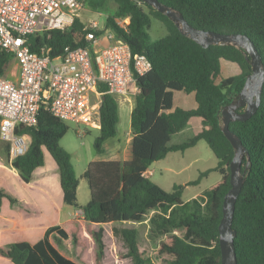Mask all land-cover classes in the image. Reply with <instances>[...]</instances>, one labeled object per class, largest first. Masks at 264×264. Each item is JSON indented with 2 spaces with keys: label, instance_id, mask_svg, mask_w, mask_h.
Wrapping results in <instances>:
<instances>
[{
  "label": "trees",
  "instance_id": "16d2710c",
  "mask_svg": "<svg viewBox=\"0 0 264 264\" xmlns=\"http://www.w3.org/2000/svg\"><path fill=\"white\" fill-rule=\"evenodd\" d=\"M111 1L114 11L105 19L104 28L126 42L132 56L144 55L152 68L144 76H136L137 91L130 114L131 159L123 163L92 162L83 173L90 199L82 207L77 204L78 178L71 157L59 142L68 131L67 125L41 109L34 126L15 128L16 135H26L29 143L26 152L13 159L11 167L19 179L29 184L33 173L45 165L47 154L58 175L63 204L81 211L82 218L71 220L60 227H51L46 235L34 244L26 241L0 247V258L10 264H78L62 256L58 249L70 239L81 245L78 223L99 226L90 231L95 242L94 264L104 257L102 226L112 224V232L126 247L124 258L131 264H148L161 260L166 264H220L218 225L222 217V202L230 188L229 164L234 152L220 128L218 112L228 106L240 92L251 69L244 53L229 45H212L207 48L182 35L164 15L140 0H85L92 9H104ZM180 12L195 29L238 33L247 36L261 56L264 67V0H158ZM160 21L166 34L152 39L149 30L152 20ZM117 20L122 22L119 25ZM85 23L74 18L64 30H51L29 38L32 52L49 49V55L62 54L71 49L89 46ZM96 36L102 31H95ZM11 58L0 53V76H4ZM238 66L239 74L220 78L221 62ZM102 93L100 128L94 139L96 155L103 152V144L115 137L119 124L118 102L104 85ZM194 94L195 108L185 110L173 106L174 93ZM201 120L199 132L179 144H170L171 137L183 131L191 118ZM229 130L247 150L248 160L242 159L241 170L248 163L245 180L237 197L232 221L235 231L234 250L237 264H264V82L260 104L246 121H234ZM198 141L206 143L215 158V168L201 172L197 185L210 172L221 175V180L187 203H182V186L164 191L144 174L155 162L171 152H184ZM8 146H6V156ZM3 198L15 204L16 200L0 189V206ZM148 222V240L156 242L149 256L137 242V229L133 223ZM132 225V226H131ZM129 226V228H127ZM67 229V230H66ZM57 249L49 240L50 235ZM149 240V241H150Z\"/></svg>",
  "mask_w": 264,
  "mask_h": 264
},
{
  "label": "built area",
  "instance_id": "2783aa9c",
  "mask_svg": "<svg viewBox=\"0 0 264 264\" xmlns=\"http://www.w3.org/2000/svg\"><path fill=\"white\" fill-rule=\"evenodd\" d=\"M84 5L85 0H0V53L16 61L19 70L16 80L0 76V139L8 144L10 161L23 155L29 143L15 128L34 126L41 109L64 123L97 130L102 99L98 86L104 85L116 99L129 100L137 91L135 77L152 68L146 56L133 57L129 45L110 31L109 44L96 48L103 34H94L99 26L92 20L85 26L89 46L65 47L56 57L43 47L31 51L30 37L68 29Z\"/></svg>",
  "mask_w": 264,
  "mask_h": 264
},
{
  "label": "rangeland",
  "instance_id": "374dc122",
  "mask_svg": "<svg viewBox=\"0 0 264 264\" xmlns=\"http://www.w3.org/2000/svg\"><path fill=\"white\" fill-rule=\"evenodd\" d=\"M104 9H92L85 3L83 10L80 12L79 17L87 26L89 20L95 21L98 24L99 31L103 32V35L99 37V40L95 44L96 48H102L105 44H109V40L106 37V33L109 30L104 28L105 19L108 15H111L114 11V5L109 1ZM149 34L152 39H158L166 34L164 25L153 19ZM108 42H107V41ZM14 70L17 71L18 67L16 61H12L6 70V75ZM239 73L237 65L222 61L221 62V74L219 79L235 76ZM130 106L134 105V96L130 97ZM117 102L120 99L117 98ZM173 106L190 110L195 108V102L193 94H185L182 92L174 93ZM221 120V119H220ZM200 119L197 117L191 118L186 129L172 137L170 144H179L186 142L194 137L199 132ZM68 127L67 133L60 140L59 145L62 147L71 157V163L76 173V177L79 180L78 192H77V204L79 207L84 206L90 199L89 189L86 179L83 177L84 171L88 165L97 158L94 150V139L98 136V130L87 128L81 124L76 125L74 123L65 122ZM130 130V115L128 120L122 118V121L117 127L116 137L110 139V141H124L127 137V131ZM111 141V142H112ZM6 144L0 140V158L4 160L6 158ZM217 165V159L208 148L205 142L198 141L192 148L185 150L184 152H171L160 161L153 163L148 169L152 171L148 178L156 183L164 191L170 192L173 186H182V203H187L195 198L200 193L211 188L214 184L221 180V175L218 172L212 171L206 177L202 178L197 185H187L190 182L196 181L201 172L215 168ZM67 208L63 211L62 219L70 218V214L78 211L70 206L65 205ZM81 214L78 213L77 216ZM132 226V225H131ZM135 226V225H134ZM149 223L136 225L137 229V242L146 256H149L152 250L156 246V242L148 240L146 236V229H148ZM129 228V226H127ZM88 230L97 231L98 227H93L89 223L81 222L79 226V234L81 236V247H77L71 243L66 242L64 250L60 252L72 259L81 258L82 264H92L95 259L96 245L90 236L86 232ZM81 231V232H80ZM102 241L105 245L104 257L100 264H131L130 258H124V252L126 247L124 242L119 236L113 234L111 226H103ZM53 243V240L51 239ZM54 244V243H53ZM81 248V249H78ZM80 250V253L79 251ZM118 258V259H117ZM148 264H166L161 260H151Z\"/></svg>",
  "mask_w": 264,
  "mask_h": 264
},
{
  "label": "crops",
  "instance_id": "0c3cea01",
  "mask_svg": "<svg viewBox=\"0 0 264 264\" xmlns=\"http://www.w3.org/2000/svg\"><path fill=\"white\" fill-rule=\"evenodd\" d=\"M12 61L14 60H11L10 64ZM18 72L19 70L17 71L12 70L8 75H6L5 72L3 77H6L10 80H16L18 77ZM193 98H194V94H193ZM130 103H131L130 98L129 100L120 99V102H118L119 124L117 127H119L122 118H124L125 121L126 119L128 120V116L131 114V111L134 107V105L130 106ZM198 126L199 128L201 127V120ZM126 136L127 137H125L124 141L122 142L119 140L118 141L111 140L112 141L111 142L110 139L112 138L105 141L102 148L103 149L102 154L98 155L97 158L94 160V162L123 163L125 161H129L131 159L130 130L127 131ZM172 137H171V141H172ZM6 145L8 146V144ZM10 163L11 161L9 160L8 153L4 160L0 158V189L16 200L15 204H11L9 200H7L6 198H3L1 201L0 247L7 245L9 243L22 242V241H26L31 244H34L40 239H42L46 235V232L51 227L61 228V226L67 224L73 219L79 220L82 218V215L77 216L78 213L81 214V211L78 210L72 213V215L70 214V218H67L65 220L62 219L63 211H65L67 208L65 207V204H63L62 202V193L59 187V180H58V175L56 173V166L54 165L51 158L47 154H45V165H48L49 169L46 170L47 166L37 169L33 173L32 180L29 184H24L19 179L17 171L11 167ZM147 171L152 173V171L149 169ZM80 224L81 222L78 223V227L80 226ZM142 224H147V222L141 224L133 223V225L135 226ZM91 225L93 227L96 226L99 229L98 225L96 224H91ZM108 225L111 226V229L113 227L117 228L112 224H108ZM102 230H103V226H102ZM86 233L88 234V236H90L88 232ZM52 235L53 234H51L49 237L50 242L52 239ZM78 235H79V239L81 240V236L79 234V228H78ZM68 240L70 241V239ZM68 240L63 241L64 246L63 248L58 249V252L65 258L70 259L75 263L78 264L84 263L85 261L82 260L80 257L74 260L70 257L63 255L60 252V250H64L66 246V242ZM52 245L57 249L55 244L52 243ZM76 246L81 247V245H76ZM78 251L80 253V250ZM125 253L126 252H124V254ZM0 264H10V263L0 258ZM92 264H94V261L92 262Z\"/></svg>",
  "mask_w": 264,
  "mask_h": 264
},
{
  "label": "water",
  "instance_id": "95a60500",
  "mask_svg": "<svg viewBox=\"0 0 264 264\" xmlns=\"http://www.w3.org/2000/svg\"><path fill=\"white\" fill-rule=\"evenodd\" d=\"M152 7L160 14L166 16L178 29V31L207 48L216 45H229L240 49L250 65L251 72L246 76L240 92L233 98L228 106L218 112L220 115V128L232 146L234 156L229 164L230 188L226 192L222 202V217L218 225L220 264H237L234 250L235 231L232 229V221L237 197L242 189L248 170V163L244 171L241 170L242 159L248 160L247 150L240 139L229 130V124L234 121L244 122L258 109L260 104L261 88L264 82V67L261 56L257 52L253 42L245 35L238 33L207 32L193 28L183 18L182 14L172 7L160 3L158 0H140ZM238 108H245L242 112Z\"/></svg>",
  "mask_w": 264,
  "mask_h": 264
},
{
  "label": "flooded vegetation",
  "instance_id": "af4514ba",
  "mask_svg": "<svg viewBox=\"0 0 264 264\" xmlns=\"http://www.w3.org/2000/svg\"><path fill=\"white\" fill-rule=\"evenodd\" d=\"M245 108H238L236 111L242 112Z\"/></svg>",
  "mask_w": 264,
  "mask_h": 264
}]
</instances>
